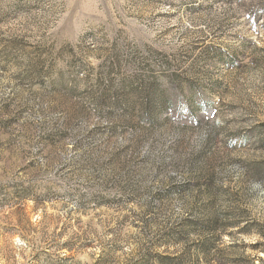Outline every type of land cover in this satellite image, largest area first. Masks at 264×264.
Wrapping results in <instances>:
<instances>
[{"label": "rangeland", "instance_id": "374dc122", "mask_svg": "<svg viewBox=\"0 0 264 264\" xmlns=\"http://www.w3.org/2000/svg\"><path fill=\"white\" fill-rule=\"evenodd\" d=\"M0 264H264V0H0Z\"/></svg>", "mask_w": 264, "mask_h": 264}, {"label": "trees", "instance_id": "16d2710c", "mask_svg": "<svg viewBox=\"0 0 264 264\" xmlns=\"http://www.w3.org/2000/svg\"><path fill=\"white\" fill-rule=\"evenodd\" d=\"M249 14L251 15V14H253V13L249 11Z\"/></svg>", "mask_w": 264, "mask_h": 264}]
</instances>
